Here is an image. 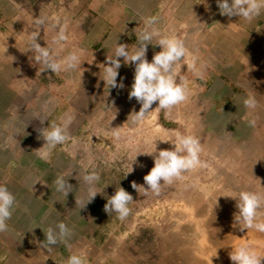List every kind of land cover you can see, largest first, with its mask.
<instances>
[{
  "label": "rangeland",
  "instance_id": "1",
  "mask_svg": "<svg viewBox=\"0 0 264 264\" xmlns=\"http://www.w3.org/2000/svg\"><path fill=\"white\" fill-rule=\"evenodd\" d=\"M21 1L23 24L20 35H12L8 42L13 55L10 60H18L27 74L51 83L47 109L52 105L57 108L52 124L59 123L66 114L72 116L68 144L74 152L75 167L86 173L94 170L99 176L96 188L100 193L90 202L95 204L91 213L94 224L97 223L95 234L99 242L84 251L86 264H99L93 248L103 244L107 247L115 240L122 245L123 253L117 261H110L113 264H233L229 259L231 245L242 243L264 254V234L234 227L236 201L219 196L237 190L238 186L264 192V68L257 73L248 64L246 71L227 72V68L205 62L209 70L204 72L203 79H197L182 66L180 72L192 93L189 99L167 112L153 109L144 122L131 126V113L140 108L135 98H128L134 65H126L122 57L118 58L121 66L116 79L118 83L122 81L123 87L108 90L99 70L113 48L105 53L103 61L99 59L96 49L104 34L94 44L89 33L94 20L90 14L91 0H83L87 4L80 0ZM106 7L110 11L111 4H104V10ZM42 15L58 17L65 24L68 38L60 56L77 51L84 60L75 73L41 71L32 52L26 51L25 38L33 30V20ZM56 31L46 23L37 42L41 46L51 45ZM36 93L41 102L42 93ZM247 95L256 97V109L243 107L241 101ZM36 102L38 107H44ZM57 102L61 105L57 106ZM155 107L154 102L151 108ZM249 118L255 119V127L248 126ZM155 129L160 130L162 137L171 139L177 133L195 135L202 147L200 159L206 165L165 186L158 197L137 193L132 188L133 182L144 184L143 177L154 163L152 156L138 154L132 171L127 173L138 151H152ZM156 146L174 147L160 141ZM119 187L133 198L130 215L124 221L104 211L107 197Z\"/></svg>",
  "mask_w": 264,
  "mask_h": 264
},
{
  "label": "crops",
  "instance_id": "2",
  "mask_svg": "<svg viewBox=\"0 0 264 264\" xmlns=\"http://www.w3.org/2000/svg\"><path fill=\"white\" fill-rule=\"evenodd\" d=\"M21 4V0H0V184L16 200L7 230L0 232V264H66L70 254H84L99 242L91 213L95 204L88 202L80 210V205H75V198L84 197L80 177L86 172L75 167L68 141L57 145L47 159L36 155L44 151L40 130L52 125L57 108L52 105L47 109L51 83L27 74L18 60H10L13 55L8 42L12 35H20L23 24ZM89 4L94 16L89 33L94 44L104 34L96 49L101 61L116 40L135 47L136 34L147 18L155 16V27L184 41L188 55L180 64L195 56L197 67L206 62L227 68V72H242L249 64L250 70L263 72L264 13L244 22L237 16L221 15L216 0H91ZM104 4H111L110 11L109 7L104 10ZM159 51L158 45L148 44L146 59L151 61ZM36 92L42 93L41 102ZM36 100L44 107H38ZM69 174L73 189L64 197L55 191L53 182L57 176ZM35 180L39 181L32 186ZM57 222L65 223L72 234L47 252L40 243L45 240L44 231ZM121 248L115 240L107 247H94L92 253L99 264H111L123 253Z\"/></svg>",
  "mask_w": 264,
  "mask_h": 264
},
{
  "label": "clouds",
  "instance_id": "3",
  "mask_svg": "<svg viewBox=\"0 0 264 264\" xmlns=\"http://www.w3.org/2000/svg\"><path fill=\"white\" fill-rule=\"evenodd\" d=\"M216 3L221 15L237 16L239 20L244 22H251L264 13V0H216ZM46 23L57 31L51 45L41 46L37 42V36L41 27L44 28ZM157 23L158 18L155 16L146 19L139 35L135 33L136 44L133 48H129L128 45L123 43H117L116 40L112 54L110 56L106 55V62L103 64V68H100V78L109 90V88L123 87L122 81L118 83L116 79L118 69L121 66V60L118 58L122 57L126 65L129 63L134 65V77L128 92V98H135L140 104V108L138 111L131 113L129 120L131 126H137L144 122L153 109L167 112L189 99L192 93L189 82L180 72L182 66H186V69L192 72L197 79H203L204 72L207 70L206 64L197 67L195 56H192L186 64H180V61L188 55V49L184 41L174 35L164 34L155 27ZM31 28L33 30L29 31L24 43L26 51L30 50L36 63L41 66V71L51 70L52 73L64 72L65 74H71L81 68L84 60L81 59L79 52L72 51L63 57L60 56L63 43L68 37L66 26L58 17L39 16L33 20V27ZM148 44L160 47V51L153 55L151 61L146 59ZM154 102L156 107L151 108ZM241 102L243 107L248 110H254L257 107V100L254 95L245 96ZM72 119V116L66 114L60 118L59 123L50 126L48 124L47 127L40 130L45 142L42 146L44 151L36 153L38 158L47 159L57 145H62L68 141V128ZM44 120H41V122ZM247 124L250 127H255L256 121L254 118H249ZM159 131V129H155L157 134L151 141L152 151H138L131 160L130 170L127 171V173L132 171V164L136 161L138 154L152 156L154 163L143 177L144 184L137 185L133 182L132 188L137 193L143 195L150 193L152 196L157 197L165 186L183 179L185 173L206 166L200 159L202 147L195 135L177 133L175 139H171L162 137L159 135ZM115 135L118 138L119 132ZM157 141L170 142L174 147L171 149H157ZM70 175H59L53 182L55 191L64 197L73 189V185L67 179ZM80 180L84 183L85 190L84 197L81 200L75 198V205H80L79 210L88 202H91L97 193H100L96 188L99 176L94 170L82 175ZM37 181L39 180H35L32 186ZM219 196H227L236 201L235 206L238 211L234 213V227L238 226L240 230L247 229V232L253 230L256 233L264 234V192L252 191L243 186H238L237 190ZM217 197L214 206L217 204ZM132 201L133 198L130 193L122 187L116 188L114 194L107 197L104 211L109 216L115 214L117 220L124 221L130 215ZM15 205L14 195L5 185L0 184V232L7 230L6 222L11 218ZM71 234V228L63 222H57L54 227L50 226L47 231H44L45 240L40 243V246L49 252L58 243L66 242ZM262 257H264V254L248 244L231 245L229 259L233 264H261ZM66 264H86V258L82 253H72L67 257Z\"/></svg>",
  "mask_w": 264,
  "mask_h": 264
},
{
  "label": "bare ground",
  "instance_id": "4",
  "mask_svg": "<svg viewBox=\"0 0 264 264\" xmlns=\"http://www.w3.org/2000/svg\"><path fill=\"white\" fill-rule=\"evenodd\" d=\"M196 262H197V261H196ZM196 262H195V263H196ZM199 264H200V263H199Z\"/></svg>",
  "mask_w": 264,
  "mask_h": 264
}]
</instances>
